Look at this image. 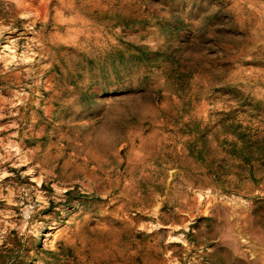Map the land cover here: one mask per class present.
<instances>
[{
    "label": "rangeland",
    "instance_id": "374dc122",
    "mask_svg": "<svg viewBox=\"0 0 264 264\" xmlns=\"http://www.w3.org/2000/svg\"><path fill=\"white\" fill-rule=\"evenodd\" d=\"M0 108V264H264V0H0Z\"/></svg>",
    "mask_w": 264,
    "mask_h": 264
},
{
    "label": "bare ground",
    "instance_id": "6f19581e",
    "mask_svg": "<svg viewBox=\"0 0 264 264\" xmlns=\"http://www.w3.org/2000/svg\"><path fill=\"white\" fill-rule=\"evenodd\" d=\"M2 113V110H1V108H0V114ZM228 247V246H227ZM231 247V246H230ZM238 250V249H237ZM238 253V252H237ZM239 254V253H238ZM232 257V256H231ZM236 260V259H235ZM241 262V261H240ZM244 264V263H243Z\"/></svg>",
    "mask_w": 264,
    "mask_h": 264
}]
</instances>
